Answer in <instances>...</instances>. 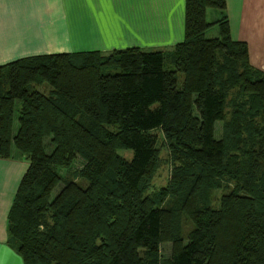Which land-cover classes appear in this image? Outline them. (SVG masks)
Here are the masks:
<instances>
[{"label":"trees","instance_id":"1","mask_svg":"<svg viewBox=\"0 0 264 264\" xmlns=\"http://www.w3.org/2000/svg\"><path fill=\"white\" fill-rule=\"evenodd\" d=\"M225 9L185 0L165 49L0 65V158L28 161L7 217L23 264H264V73Z\"/></svg>","mask_w":264,"mask_h":264},{"label":"crops","instance_id":"2","mask_svg":"<svg viewBox=\"0 0 264 264\" xmlns=\"http://www.w3.org/2000/svg\"><path fill=\"white\" fill-rule=\"evenodd\" d=\"M233 40L264 73V0H226ZM185 0H0V65L61 52L165 49L184 38ZM28 161L0 158V264H23L7 243V217Z\"/></svg>","mask_w":264,"mask_h":264},{"label":"rangeland","instance_id":"3","mask_svg":"<svg viewBox=\"0 0 264 264\" xmlns=\"http://www.w3.org/2000/svg\"><path fill=\"white\" fill-rule=\"evenodd\" d=\"M206 19L208 21H214L215 19L218 18L219 16V11L218 9L215 8H210L207 10L206 13ZM217 35V27L211 28L206 32V36L207 37H213ZM235 94V90H231L229 92V96L232 97ZM217 129H218V133L219 130L221 129V123L219 122L217 125ZM129 153V151H128ZM131 155V153H129ZM161 162H160V166L158 167L152 182L154 183V185L156 187L165 185L167 183V180L169 178L170 175V170H171V164L169 162V158H168V153L167 150L165 148H162L161 150ZM182 225V229L183 232L186 233L187 230L191 227V224L187 221V220H183V222H181ZM161 253L164 257H166L167 255H169L170 252V245L169 243H164L161 246Z\"/></svg>","mask_w":264,"mask_h":264}]
</instances>
